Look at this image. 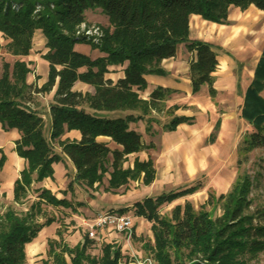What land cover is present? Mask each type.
<instances>
[{
	"label": "trees",
	"instance_id": "obj_1",
	"mask_svg": "<svg viewBox=\"0 0 264 264\" xmlns=\"http://www.w3.org/2000/svg\"><path fill=\"white\" fill-rule=\"evenodd\" d=\"M252 5L264 12V0H0V33L9 41L8 54L29 56L34 35L41 31L48 49L44 59L49 63L48 81L41 88L27 84L30 70L25 62L0 66V126L4 132H19L15 153L26 162L14 183V203L24 204L34 184L53 179V165L64 158L76 170L67 187L72 194L75 185L86 190L99 188L106 176L107 193L139 180L144 186L152 185L156 170L151 159H136L132 168L124 169L131 155L152 148L143 144L142 135L131 129V124L144 120L152 111H163L167 91L157 89L148 101L141 98L140 92L147 89L146 76L165 74L161 63L174 58L184 44L193 56L189 64L193 94L207 86L210 96L216 97L213 73L219 64L218 54L211 44L190 39V17L198 15L226 25L231 7L244 11ZM96 9L107 17L110 27L101 45L95 47L106 57L91 59L75 50L83 39L74 35L86 24L85 13ZM112 66H124L123 77L115 82L107 78ZM77 82L92 86L94 94L74 91ZM55 87L47 137L44 114L31 108L32 98ZM263 92L264 51L242 109V117L253 128L239 149L244 160L254 150L264 148ZM137 111L141 113L135 115ZM108 113L119 115H103ZM190 123V118L174 115L165 128L172 132ZM70 131H79L81 139L63 141ZM100 137L117 147L111 149L99 142ZM215 137L213 134L212 141ZM6 163L7 156L0 149V172ZM251 184L245 174L237 178L231 191L218 199L223 212L218 218L207 211H195L190 203L175 207L169 218L159 215L163 205L200 192V186L137 203L136 216L153 223L154 245L148 247L152 259L157 264H250L257 259L264 253V209L251 212L252 201L247 197ZM35 191L38 201L26 212L9 209L0 215V264H27L26 245L56 221L37 222L43 216V204L72 211L84 206L57 199L47 189ZM93 245L86 233L75 247L54 240L49 242L48 256L52 264H120V247L107 244L96 257L89 253Z\"/></svg>",
	"mask_w": 264,
	"mask_h": 264
},
{
	"label": "crops",
	"instance_id": "obj_2",
	"mask_svg": "<svg viewBox=\"0 0 264 264\" xmlns=\"http://www.w3.org/2000/svg\"><path fill=\"white\" fill-rule=\"evenodd\" d=\"M88 13L89 12L87 11L85 13V16H88ZM263 20L264 12L260 11L254 5L250 6L247 10L244 11L239 8L231 7L229 10V23L226 25L206 21L198 15H192L190 17L189 28L191 40L207 42L213 46V49L215 51L218 49L223 50L226 48L235 51V53L227 52V56L224 57H220L218 52L216 51V53L218 54L219 64L217 70L213 73L214 89L217 91V95L214 98L210 96L209 88L207 86H204L199 93L195 95L193 94L189 74V64L193 56L187 51L184 44L179 46L177 54L174 58L164 60L161 63L160 67L165 72V74H150L146 76L147 89L143 92H140L142 98L144 100H148L151 94L157 89H163L167 91L166 97L162 101L163 112L164 109L168 111L171 108H174L175 116L190 118L191 123L182 124L172 132L166 130L165 126H167V123L164 125L162 124L161 126H157L155 124V127H146V130L142 123L143 121H140V125L131 124V129L139 132L142 135L143 144L147 147L152 146V148L144 150L143 152H140L138 154L131 155L129 157V162L131 160L130 165H133L135 158H138L140 161H148L149 159H151L154 162V167L156 170V177L153 184L150 186H144L141 180L139 181V183H141L139 184L141 185V188H152L153 192L157 193V184H161V191L165 192L173 191L178 187L187 184H189V186L185 189L192 187L193 185H191L190 183L194 182L197 179L198 175L205 170L202 164L204 156L199 151L202 139H207L210 145H214L218 139L219 133L222 131V127L226 125H229L230 127L238 126L237 124L239 123V118L240 121L245 122L249 126H251L242 117V109L244 106L246 92L254 79L256 68L264 51V29H261V21ZM45 43L46 41L42 32L37 31L34 35L33 51L36 50L42 53L38 54L37 56L33 53V55L31 54L29 57H27V59H25L34 63L33 66L36 68L35 75L40 77L39 81H37L38 88H40L47 81L49 73V65L46 74H43L44 76L41 75L38 71V67L40 66L39 64L44 61L41 56L45 55L47 52V50L43 48L45 46ZM75 50L77 51V47H75ZM91 52L93 54L92 59H96L101 56L96 51L91 50ZM246 60L248 61V63L254 61V65L249 71V74L245 76V78L248 79V84H246V86L242 89L241 62ZM123 69L124 68L118 69L117 67L110 68L111 73L107 76V78L111 79L114 82L117 81L119 78L123 77ZM231 69H235L236 72H232ZM120 70L121 72H119ZM27 82L29 85H35L34 76L28 77ZM204 88H206V90ZM56 90L57 88L55 87L50 94L37 96L34 99L31 108L37 109L38 111L41 110L42 113H48L54 101ZM73 90L81 92L83 94H94V88L92 86L81 82H77ZM201 92L202 95L199 96ZM223 95L230 96L229 99L232 100L231 104H234L233 106H235L236 104V98L239 97V118H237L235 114H233L232 116L229 115L227 117L223 114V117H220L216 121V123H214V125L211 123V125H213L212 130L200 128L198 125L201 122V112L206 110L211 111L212 108L216 107L215 101L221 99ZM200 101H202V104ZM186 104L191 105H189V108H187V110L182 111L183 107ZM153 113L155 112L152 111V114ZM103 115L113 117L116 115V113ZM44 119L47 124L46 126L50 127L51 123L49 115L45 114ZM5 134H7V136L5 137L4 142L0 143V149H2L3 146H8L10 144L12 146L10 147L12 161L10 162L9 156H7V163L4 168L6 175L5 181L9 189L8 196L13 200L14 183L19 178L20 172L25 168L26 162L23 159L19 158L15 153V143L20 139L19 132L17 130L4 132L0 126V136ZM213 134L216 135L214 141H212L211 139ZM80 139L81 134L79 131L67 132L62 138L63 141H79ZM98 141L108 144L111 149L117 147L114 143L111 142L110 139L105 137L98 138ZM53 168L55 171L54 178L45 179L40 183L34 184L32 190L47 189L51 191L57 199H67L74 204L84 203L83 207H76L77 214H73L71 212L69 213V216L71 215L72 219L78 222L79 226H84V228H86L85 230H87L86 224L92 222L99 214L108 211L118 212L122 209H128L133 205L132 203L125 204L124 206H122V208H119L117 210L113 208L106 209L104 207L100 209H94L92 208L90 201L81 199V197L83 198V195L85 196V191H83L81 186L75 185L74 194L68 192L67 187L76 173V170L69 159L64 158L63 162L54 164ZM11 172L13 173L10 175ZM181 190L184 189L175 191ZM65 192L67 194H65ZM144 193L143 195H146L147 198H149V195H151L150 192L147 193L144 191ZM137 195L138 194L133 193L123 195L121 194L117 195V199H123L126 201V199L129 200L130 198L136 197ZM155 196L156 195H153L150 198H153ZM98 236L100 240L96 242L98 244H100L101 242H112V239L110 240L111 235H108V232L106 231L99 232ZM115 238H118V236L116 235ZM119 238H121V236H119ZM79 242L81 241L79 240ZM115 242L118 243V247H120L121 250L122 248H125V246L123 245L124 241L120 240Z\"/></svg>",
	"mask_w": 264,
	"mask_h": 264
},
{
	"label": "rangeland",
	"instance_id": "obj_3",
	"mask_svg": "<svg viewBox=\"0 0 264 264\" xmlns=\"http://www.w3.org/2000/svg\"><path fill=\"white\" fill-rule=\"evenodd\" d=\"M88 12L89 13L88 16H86L85 26H80L76 29L74 38L83 39V40H79L80 43H77L75 47H77V52L87 55L91 59L93 57L91 50L96 51L98 54L101 55L98 58L106 57L105 54L101 53L98 49H95V47L101 45L105 36V30L110 27L109 21L107 17L102 13V11L99 9L89 10ZM261 24H262L261 29H264V20L261 21ZM88 29L92 31L91 34H87L86 30ZM45 41L47 43L46 38ZM8 43L9 41L4 38L2 33H0V47H1L0 66H2L3 63H9L11 66H13L17 60L25 62L30 70V73L27 76V80L28 77L34 76L35 85L32 86L38 88L37 81H39L40 77L35 75L36 68L33 66L34 63L25 60L31 54L33 55V53L36 56L42 53L36 50L33 51L34 38H33L32 50L29 56L26 57H13L10 54H8L7 52ZM46 43L43 48L47 50L46 52L47 54L48 49L46 47ZM216 51L218 52L220 57L227 56L226 55L227 52L235 53L234 50H231L229 48L223 50L218 49ZM45 55L43 56L40 55L44 60L39 64L40 66L38 67V71L40 72L41 75L46 74L49 65V63L44 59ZM241 63H242L241 84L243 89L246 86V84H248V79L245 78V76L249 74V71L252 69L254 65V61L248 63V61L246 60ZM112 67H117L118 69L124 68V66H112ZM231 70L234 73L236 72L235 69H231ZM119 72H121V70ZM48 77H49V73H48ZM47 81L41 87H43L47 83ZM204 89L206 90V88ZM52 91L39 95L50 94ZM85 94H90V93H85ZM201 95L202 92L199 96ZM37 96L36 95L33 96L32 98L33 101ZM229 97L230 96L228 95H223L221 99L215 101L216 107L212 108L211 111L210 110L202 111L201 112L202 115L200 116L201 122L198 126L206 130L208 129L212 130L214 123H216V121L220 117H223V114L226 117L235 114V116L239 118V114H240L239 97H237L235 100L236 101L235 106H233L234 104H231L232 100L229 99ZM262 97L264 98V92L262 93ZM149 99L150 98H148V100ZM200 102L202 104V101ZM189 105L191 104H186L183 107L182 111L187 110V108H189ZM39 111L41 112V110ZM49 112L48 113L44 112L43 114L49 115ZM139 113L141 112L137 111L135 115ZM108 114H113V113H108ZM116 115H119V113H116ZM174 115H175L174 108H171L168 111L164 109V112L162 111L160 113L155 112L152 114L151 112L148 116H145V119L142 120L143 121L142 123L146 130V127L149 128L155 127V124L157 126H161L162 124L164 125L166 123L169 124ZM238 122H239L237 124L238 126L235 127L233 126L230 127L229 125L223 126L222 131L219 133L218 139L214 145H210L207 139H202L199 151L204 156L202 164L205 170L198 175L197 179L194 182L190 183L193 186H200L202 189L200 190V192L196 194L184 198H180L172 202L171 204L163 205L159 209V215L161 217H168V218L171 217V213L175 207L177 206L184 207L186 203H190L197 212L203 210V211H207L212 218L220 217L223 212L221 206L222 204L218 202L219 197L221 195H226L227 193H229L231 191V188L235 184L237 178L242 174H245L247 178L249 177L252 183L249 190V194L247 196L248 199L252 201L251 212L264 209V148L254 150L253 152L248 154L246 156L247 157L246 160H244V155L239 153V149L245 136L253 132V128L249 126L247 123L240 121V118ZM140 123L141 122L135 124L140 125ZM211 123L213 125H211ZM45 135L49 137L48 126H46L45 128ZM6 136L7 134L0 136V143L4 142ZM10 147H12L11 144L8 146H3L1 150L4 154H6V156H9L11 162L12 154L10 153L11 151ZM55 147L56 150L60 151L57 145H55ZM136 159L138 158H135L134 162ZM239 161H242V164L239 165ZM130 162L128 158V161L124 164V169L133 167L134 162L132 166L130 165ZM12 173L13 172H11L10 175ZM5 179H6V175L4 168L0 172V215H3L9 209H14L18 213H24L30 208V206L33 203L38 201L36 191L31 190L29 194V198L24 202V204L22 205L15 204L14 201L10 199L8 196L9 189ZM139 181L130 182L127 186L122 187L118 191H116V193L105 192V188L108 186V176L105 177L102 186H100L97 189L86 190L82 188L83 191H85V196L83 195V198L81 197V199L90 201V204L94 209H100L104 207L106 209L113 208L117 210L119 208H122V206H124L125 204H131V203L133 204L132 207L128 208V211L125 212L124 214L131 215L134 218L133 220L135 225V235L130 244L123 242L125 248L124 249L122 248L121 250L122 259L120 260V264L121 263L131 264L136 261L142 262L146 258H152L148 247L154 245V237L152 233L153 223L147 221L144 218L137 217L135 206L137 203H142L144 202V200L147 199V196L143 195L144 191L147 193L150 192L151 193V195H149L150 197L156 195L153 198H157L158 195L160 196L163 193L167 194L169 192V191L166 192L161 191L162 190L161 184H157L156 190L158 191H156L157 193H154L152 188H146V187L141 188V185H139L141 183H139ZM188 186L189 184L182 185L175 190L185 189ZM129 193L138 194V195L136 197L130 198L129 200L126 199V201L123 199L122 200L117 199V195H121V194L123 195ZM71 203L73 206H76L77 204V203L74 204L73 202ZM42 209L44 213L42 217H39L37 219L38 223L43 224L47 219H51V218L55 219L56 221L54 225L52 224L51 226L45 227L38 234L37 238L33 240V242L26 245V247L28 246L25 249L27 264H52V260L48 256L49 242L54 240L56 241L62 240L64 244L70 247H75L79 243V240L82 241V237L84 236L86 231L85 230L86 228H84V226L83 227L79 226L78 222L73 220L71 215L69 216V213L71 212L73 214L75 213L77 214V211H72V208H56L53 206H49L47 204H43ZM118 212H120V210ZM108 235H111L110 240L112 239L111 240L112 242L111 243L101 242L100 244H98L96 243V241H94L95 243L93 245L94 247L89 251L91 255L100 257L102 255V249L105 245L110 244L118 247V243H116L115 241H120V240L124 241L123 239L119 238L118 235L117 236L119 239L115 238L116 236L115 234H111L108 232ZM31 246L32 247L36 246L35 248L37 252L33 250L29 251ZM134 252H135V256H132ZM250 264H264V253L260 254L257 259L251 261Z\"/></svg>",
	"mask_w": 264,
	"mask_h": 264
},
{
	"label": "built area",
	"instance_id": "obj_4",
	"mask_svg": "<svg viewBox=\"0 0 264 264\" xmlns=\"http://www.w3.org/2000/svg\"><path fill=\"white\" fill-rule=\"evenodd\" d=\"M85 26V24L81 25ZM87 34H91L90 29L86 30ZM86 36V35H85ZM134 218L131 215L121 214L117 211H108L99 214L92 222L86 224L89 238L98 242L99 232L115 233L124 240L125 243L130 244L135 235ZM135 256V252L132 254ZM122 264V263H121ZM131 264H157L152 258H146L144 261L133 262Z\"/></svg>",
	"mask_w": 264,
	"mask_h": 264
},
{
	"label": "bare ground",
	"instance_id": "obj_5",
	"mask_svg": "<svg viewBox=\"0 0 264 264\" xmlns=\"http://www.w3.org/2000/svg\"><path fill=\"white\" fill-rule=\"evenodd\" d=\"M35 247H36V246H33V247L31 246L30 249H29V251H30V250H33V251L37 252V250H36Z\"/></svg>",
	"mask_w": 264,
	"mask_h": 264
}]
</instances>
